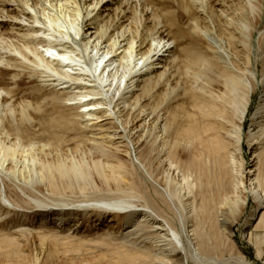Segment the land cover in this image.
I'll return each instance as SVG.
<instances>
[{
  "label": "bare ground",
  "instance_id": "1",
  "mask_svg": "<svg viewBox=\"0 0 264 264\" xmlns=\"http://www.w3.org/2000/svg\"><path fill=\"white\" fill-rule=\"evenodd\" d=\"M104 1L0 0V28L16 26L23 42L11 44L14 51L7 61L37 73L42 82L41 103L22 106L17 124L0 117V181L6 172L14 174L21 143L32 151L37 135L58 146L83 124L96 129L93 139L83 138L96 150L90 164L46 163L42 170H30L29 180L41 189L91 194L90 203L79 210L62 206L43 215L42 228L49 233L40 243L48 246L47 260L62 253L85 255L78 264H253L234 232L251 201L257 223L243 238L256 260H264V27L259 28L264 0H239L238 17L216 10L222 3L211 2L214 28L192 16L191 34L203 45L196 44L198 55L184 57L193 49L187 45L184 58L173 50L175 38L163 32L152 33L147 41L148 34L121 22L99 28L110 3ZM190 3L182 6L189 16L194 14ZM69 4L84 19L75 36L65 32L54 38L48 28L52 20L66 18ZM222 19L225 30L216 24ZM62 43L68 47L60 52L56 46ZM240 47L248 50L242 61L236 54ZM257 89L263 91L246 131ZM43 105L68 114L39 115L40 129H34L27 122L28 110L40 114ZM11 136L18 143H11ZM82 221L122 227L99 228L89 243L93 252L84 251V240L68 247L53 234L67 226V233L75 235L72 230ZM15 246L11 239L0 241L1 261L19 256Z\"/></svg>",
  "mask_w": 264,
  "mask_h": 264
},
{
  "label": "rangeland",
  "instance_id": "2",
  "mask_svg": "<svg viewBox=\"0 0 264 264\" xmlns=\"http://www.w3.org/2000/svg\"><path fill=\"white\" fill-rule=\"evenodd\" d=\"M107 1H110L109 7L106 10L107 12L103 13L104 18L102 17L103 19L100 18L98 20L99 28L103 26L107 27V25L113 26V28H115L119 25L118 23L121 22L123 23V25L129 26L130 28L132 27V30L140 29V33L148 34L149 37L147 41H151L152 33L154 34L153 36H156V32H163V36L168 35V38H175L173 40H175L176 42V48H174L175 44L173 43V41H171L169 47L174 48L173 50H177V52L181 51L180 55L182 58H184L186 55L188 56V53L193 56L198 55L199 50L197 49L200 44L203 45V43L200 42V38L198 35L191 34L190 25L192 21L191 19L193 18L192 16H194L195 19L202 21V25L211 26L212 28H214V20L212 19V11L214 9V6L212 7L211 2L215 4L217 2L222 3L220 5L217 4L219 6L215 5L216 10H225L230 13V16L232 17H238V15L240 14L239 9L241 8V3L238 2L239 0H105L103 3ZM186 2H191L190 5L193 6L194 14L190 16L182 8V6H185ZM74 7V5L69 4L66 7L68 11L66 18L63 17L58 21L52 20L53 22L51 23V28L50 26L49 28L47 26V28L50 29V33H53L54 38H57V35H59V33L65 32H70L72 36H75L77 32L75 28L79 27V24H81L80 22H82L81 20L84 19V15L80 16L81 18L79 17V15H76L73 11ZM13 8L16 9V7ZM100 12H103V10H101ZM96 13L97 11L94 12V14ZM14 16H16V14L12 15V17ZM52 19H54V17ZM101 19L102 21H100ZM8 20H10V18ZM109 20L111 22H113L114 20L115 23L113 22L114 24H111ZM91 22L94 21H90V23ZM261 22L262 23L259 27L260 29L264 27V16ZM76 24L78 25L76 26ZM216 24H218L217 26L221 27L223 30L227 29L223 19L218 21ZM11 29H13V31ZM16 29V26H9L3 29L0 28V33L5 34L3 35L2 39H0V60H2L3 58V62L0 63V95L4 97V99L0 98V117L5 121H9L13 124H17V119L19 120L20 118V111L22 110V106H37L42 101V94H40L39 92V88L40 86H42V82L38 77V74H33L29 69H23L20 66L18 68V65L9 63L7 61L9 59V56L11 57V54L13 53L12 51H14V48L10 47L11 44H18L20 46L23 45V42H21L20 38H18V34H15L18 33V30ZM150 30L153 31L151 32ZM257 37L258 33H255L254 41H256ZM27 39H30V37H28ZM34 44L35 43H33V45ZM194 44L199 45L193 46ZM187 45H190L188 46V49L191 46V48H193L190 52L187 49ZM65 47H68V44L62 43V46L58 44L56 46V49L61 52L66 49ZM185 48L186 51L188 50L186 53L183 52L185 51ZM239 49L238 53L234 51H232L231 53H236L237 56H239L238 58H240V60L242 61V58L245 59V55L248 54V50L246 48L245 50H242V47H240ZM257 50L258 45L256 46V51ZM181 53L184 55V57ZM256 54L257 56H255V58L258 60L257 64L260 74L262 71L261 57L259 56L258 51ZM30 58L31 60H35V57L33 55H30ZM262 91V89H257L253 94L250 112L246 121V131H248L249 126L252 123L251 118H253V114H255L258 109ZM31 108H29L28 110V114H30L31 117L27 122L34 129H40V125L36 123L37 117H39V115H46L47 117L51 115L60 116L64 112L62 110L53 111L51 107L43 105L44 111L42 110L40 114H38V112H33ZM12 110H15L16 112H13ZM64 113L68 114V112ZM108 122L109 121L107 120L105 122H102V124H106ZM95 130L96 129L86 128V126L83 124L80 128H76L74 131H71V133L65 135L66 140H68L69 142H63V145L60 144L58 146L55 145V143L49 137L42 134L37 135V138L32 141L33 145H35V148L32 151L28 150L31 148L28 143L19 142L21 143V147L18 149L19 153H17L14 161L11 160L13 161L12 168L14 167V174L10 172L4 173L3 179L2 181H0V237L2 236L0 238V241L3 239L13 240L16 245L15 247L19 252V256H12V259L10 261H1L0 259V264H16L19 261H26L27 264H78L80 262V258H84L85 255L80 256L74 254L65 256L61 253L53 262H51L47 260L46 256V254L48 253V246L43 247L40 243V238L44 236V234L49 233V230L47 231V233L45 232V229L42 228V220L45 215L49 214L52 211H56L62 206L68 209L71 208L79 210L81 206H86L90 203L88 200L91 194L82 195V193L79 192H67L63 194L54 192L47 187L41 189L39 183H32L29 179L31 176L30 172H32L33 169L35 171L42 170L43 164L46 163H62L70 166L71 163L90 164L91 161L97 159L95 155L96 150L93 148V142H91L90 140L92 145H89L87 142L85 143L83 139H93L95 135L92 132H94ZM57 134L62 135L61 132H57ZM38 137L41 139H39ZM77 137L82 139L77 142H73L74 138ZM10 141L11 143H15L17 140L15 139V136H11ZM245 146L246 147L243 156L244 159L249 162L251 154L248 150L247 145ZM133 157L135 156L133 155ZM41 186H44V184H42ZM255 210L256 204L254 203V201H251L245 209L243 217L235 224L234 232L236 234V237L240 241L241 247L244 249V252L248 256V260L253 264H264V260H256L253 247L249 245L243 238L245 231L251 230V228H253V226H255L257 223V213L255 214ZM8 212L10 213L9 215H7ZM31 215V221L28 222L26 217H30ZM92 223H86L85 221H82V223L77 227V230H72L75 231V235H70L72 234V232L67 233V226L62 227L61 229H57V231L55 230L53 234L61 238L60 242L64 246L68 247L76 244L79 240H84L88 242V246H85L84 251L89 250V252H93L94 247L91 245V242H93L95 238H97L96 235H98V232L100 230L99 228L102 229V232V227L108 229L114 228L117 230L121 226L120 224H110L109 226L105 223V221L99 224ZM247 225L249 226L247 227ZM68 235L71 237L69 238ZM95 253H98V251L96 250ZM73 256L74 258H72ZM77 256H79V258H77Z\"/></svg>",
  "mask_w": 264,
  "mask_h": 264
}]
</instances>
